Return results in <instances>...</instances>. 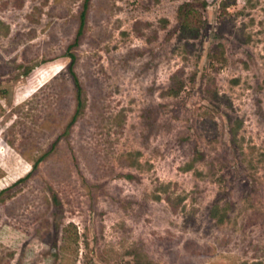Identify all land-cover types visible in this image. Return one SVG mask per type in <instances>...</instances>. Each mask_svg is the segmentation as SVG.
<instances>
[{"label":"rangeland","instance_id":"rangeland-1","mask_svg":"<svg viewBox=\"0 0 264 264\" xmlns=\"http://www.w3.org/2000/svg\"><path fill=\"white\" fill-rule=\"evenodd\" d=\"M222 1L0 0V264H264V0Z\"/></svg>","mask_w":264,"mask_h":264},{"label":"trees","instance_id":"trees-1","mask_svg":"<svg viewBox=\"0 0 264 264\" xmlns=\"http://www.w3.org/2000/svg\"><path fill=\"white\" fill-rule=\"evenodd\" d=\"M235 0H223L222 1V7L224 10H226L230 5L234 4ZM84 16V13H83ZM201 15L200 12L192 7L191 3L186 2L181 7V28L182 32L185 35V37L190 38H196L199 34L200 29V23H201ZM81 31V30H80ZM79 41V38H77L76 43ZM75 44H71L69 47L74 46ZM71 56V62L69 64V69L72 75L74 76L76 88L78 91V100H77V107H76V113L80 112L82 109V99H81V90L82 86L79 83V79L77 78L76 72H75V64H76V55L74 53L70 54ZM174 82L170 88V92L172 94H178L184 87V80L177 79L176 74L173 76ZM60 138V137H59ZM58 141V140H57ZM38 167V162L34 164L33 170ZM31 171V172H32ZM217 207V206H216ZM215 214V211L213 212Z\"/></svg>","mask_w":264,"mask_h":264}]
</instances>
